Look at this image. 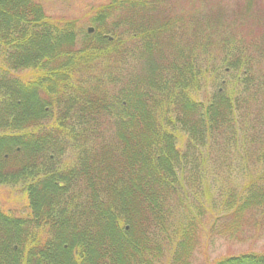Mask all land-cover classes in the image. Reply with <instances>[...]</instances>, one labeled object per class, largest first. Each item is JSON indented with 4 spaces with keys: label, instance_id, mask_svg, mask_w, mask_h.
I'll list each match as a JSON object with an SVG mask.
<instances>
[{
    "label": "trees",
    "instance_id": "obj_1",
    "mask_svg": "<svg viewBox=\"0 0 264 264\" xmlns=\"http://www.w3.org/2000/svg\"><path fill=\"white\" fill-rule=\"evenodd\" d=\"M254 3L109 0L82 30L37 0H0V184L28 200L22 215L0 207V264H188L208 209L190 216L187 194L195 184L209 195L216 146L239 158L241 148L246 172L239 189L219 192L212 224L231 238L258 226L264 31L248 29ZM212 264H264V252Z\"/></svg>",
    "mask_w": 264,
    "mask_h": 264
},
{
    "label": "rangeland",
    "instance_id": "obj_2",
    "mask_svg": "<svg viewBox=\"0 0 264 264\" xmlns=\"http://www.w3.org/2000/svg\"><path fill=\"white\" fill-rule=\"evenodd\" d=\"M44 10L45 14L55 20H75L77 26L82 30L89 29L91 27L87 25V20L90 17V12L93 9L103 6L109 0H37ZM180 7L185 11L191 9H198L202 11L206 8L217 7L218 5L225 9H232L235 7L236 0H177ZM253 21L247 22L249 25V31L253 33H261L264 31V0H255L252 12ZM30 76V71L25 70L19 72V74ZM226 152H223V147L220 146L211 150V154L208 157V162L205 164L206 176L210 185L208 191L209 195L206 196L201 190H196V185L192 184L189 187L187 194L188 201L191 204L192 213L190 216L198 215V209L196 206H205L208 210L200 211L204 215L202 224L197 226L198 241L195 245V249L192 252L191 258L188 264H212L216 259L235 255L245 252H264V217L257 216L258 226L252 225L247 228L242 234H239L237 238L229 237L228 233H225L222 227L218 224V221L213 222V215L217 214L215 209L211 208L219 201V192L222 194L230 190H237L243 182V173L246 172V168L241 160L244 157L243 150L239 148L241 157L235 155V151L231 147V150L226 148ZM191 176V175H190ZM209 184V183H208ZM27 196L17 186L13 187L6 184H0V207L4 210L12 212L13 215H22L27 211ZM187 212V209H185ZM212 211L210 214L209 212ZM208 212V213H207ZM188 214V212H187ZM157 264H175L171 262L170 257L165 256Z\"/></svg>",
    "mask_w": 264,
    "mask_h": 264
}]
</instances>
